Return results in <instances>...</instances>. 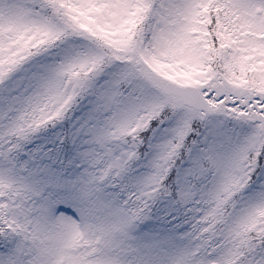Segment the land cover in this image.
Masks as SVG:
<instances>
[{"label": "snow or ice", "instance_id": "snow-or-ice-1", "mask_svg": "<svg viewBox=\"0 0 264 264\" xmlns=\"http://www.w3.org/2000/svg\"><path fill=\"white\" fill-rule=\"evenodd\" d=\"M0 264H264V0H0Z\"/></svg>", "mask_w": 264, "mask_h": 264}]
</instances>
